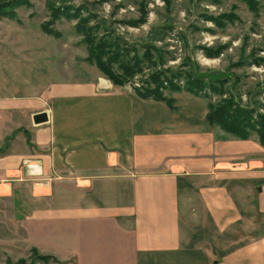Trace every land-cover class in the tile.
I'll use <instances>...</instances> for the list:
<instances>
[{"label": "crops", "instance_id": "crops-1", "mask_svg": "<svg viewBox=\"0 0 264 264\" xmlns=\"http://www.w3.org/2000/svg\"><path fill=\"white\" fill-rule=\"evenodd\" d=\"M76 81L20 105L21 123L29 118L20 150L0 158L9 189L25 182L22 162H37L31 207L89 233L103 218L122 223L129 264H264V146L255 135L240 140L208 124V110L197 117L190 105L131 95L99 76ZM96 250L87 264H98Z\"/></svg>", "mask_w": 264, "mask_h": 264}, {"label": "rangeland", "instance_id": "rangeland-1", "mask_svg": "<svg viewBox=\"0 0 264 264\" xmlns=\"http://www.w3.org/2000/svg\"><path fill=\"white\" fill-rule=\"evenodd\" d=\"M19 1L14 6V0H0L6 13L0 18V158L6 154L14 156L20 150L16 137H21L29 119L24 115L21 123L19 117L25 100L33 103L32 96L55 91L62 85H75L79 79L99 76L110 81L88 60L87 45L75 29L77 20H53L51 27L60 34L59 38L42 31L41 25L51 20V8L81 11L96 42L117 41L116 53L121 61L131 59L134 53L142 59V71L117 86L128 94L140 95L148 87L153 89L152 83L147 85L155 71L170 69L179 73L173 70L191 69L209 78L225 79L224 89L230 88L232 97L245 106L251 101L256 113L264 114V0H255L257 14L245 0ZM226 14L234 15L233 21L224 20L223 26H216L215 18ZM139 20L142 21L136 26L130 24ZM148 46L154 48L150 61L145 56ZM215 49L219 56H206V50ZM110 67L114 74L123 75L117 62ZM173 82L180 87L185 85L182 78ZM161 93L165 102L190 105L197 117L221 99L219 93L211 92L209 99L183 90L170 92L165 88ZM222 97L228 98L227 93ZM185 110L188 109H181L180 114L185 115ZM143 111L147 117L154 112L147 107ZM1 168L0 163V177ZM24 170L25 182L15 183L11 189L1 181L3 177L0 179V264H87L92 263L91 249L99 250L95 251L98 264L103 260L104 264H118L120 257L124 264L130 263L129 239L119 235L126 230L122 223L103 218L96 222L99 232L90 223L89 233L83 222L46 218L45 209L31 207V198L25 193L30 195L32 185L42 182L36 181L41 171L32 174ZM39 187L42 186H37L38 194ZM237 236L239 233L232 232L227 237ZM113 240L122 242L121 249L116 242L111 243Z\"/></svg>", "mask_w": 264, "mask_h": 264}, {"label": "trees", "instance_id": "trees-1", "mask_svg": "<svg viewBox=\"0 0 264 264\" xmlns=\"http://www.w3.org/2000/svg\"><path fill=\"white\" fill-rule=\"evenodd\" d=\"M248 8L257 14V3L255 0H245ZM21 3L19 0H14L12 3L14 6ZM6 5H3L5 7ZM51 20L41 25L42 31L50 36L59 38L60 34L55 31L51 25L53 20L60 18H66L67 20H77L75 25L76 32L82 37V40L87 45V51L89 53L88 60L93 62L95 66L104 74L108 80L114 86H122L123 83L133 78L136 74L142 71L140 67L142 59L138 57L136 53L133 54L131 59L126 61L119 59L118 47L115 45L117 41H105L106 39H100L96 42L92 35V28L87 26V19L81 17L78 10H68L66 8H51ZM6 13L0 7V18L5 17ZM13 16V15H12ZM235 18L232 14L223 15L221 18H215L217 21L216 26H223L224 20L232 22ZM142 20L131 22L132 26H136L141 23ZM132 45V44H130ZM133 46V45H132ZM146 49L147 61L152 59L151 52H154L152 46H148ZM150 51V53L148 52ZM206 56L217 57L219 56L218 49L214 51L206 50ZM141 60V61H140ZM264 60V59H263ZM119 65L120 71L123 73L122 76H118L111 71V65ZM185 71L184 69L172 70L165 69L155 71L150 76V81L147 86L153 84V89L147 88L139 96L144 99L152 98L156 101H166L161 91L165 88L170 92L185 91L196 97L203 99H209V92L217 94L219 93L221 99L214 105L208 106V112L206 114V120L208 124L219 127L222 131L230 134L240 140H248L252 135L257 137L258 142L264 146V114L256 113L255 106L252 105L251 101L248 104L242 105L240 101L231 96L230 88L224 89L226 80L221 77L214 76L213 78L207 77L206 74H196L191 69ZM185 83L182 87L176 85L173 81L175 79H181ZM227 93L228 98L223 99V95ZM229 93V94H228ZM169 102V101H168ZM170 103V102H169ZM256 113V117L254 114Z\"/></svg>", "mask_w": 264, "mask_h": 264}, {"label": "built area", "instance_id": "built-area-1", "mask_svg": "<svg viewBox=\"0 0 264 264\" xmlns=\"http://www.w3.org/2000/svg\"><path fill=\"white\" fill-rule=\"evenodd\" d=\"M31 164H36V165L32 166ZM235 166H239V165H235ZM24 168H26L32 174L40 173V166L38 165L37 162L25 161L24 162Z\"/></svg>", "mask_w": 264, "mask_h": 264}, {"label": "water", "instance_id": "water-1", "mask_svg": "<svg viewBox=\"0 0 264 264\" xmlns=\"http://www.w3.org/2000/svg\"><path fill=\"white\" fill-rule=\"evenodd\" d=\"M32 121L35 125H38L40 123L46 122L47 121V116L46 113H37L32 116Z\"/></svg>", "mask_w": 264, "mask_h": 264}]
</instances>
